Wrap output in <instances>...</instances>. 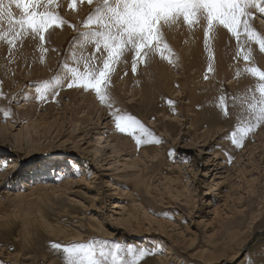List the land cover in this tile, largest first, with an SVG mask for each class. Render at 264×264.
Here are the masks:
<instances>
[{
  "label": "rangeland",
  "instance_id": "obj_1",
  "mask_svg": "<svg viewBox=\"0 0 264 264\" xmlns=\"http://www.w3.org/2000/svg\"><path fill=\"white\" fill-rule=\"evenodd\" d=\"M67 2L55 0L54 5L66 23L54 34L49 29L51 36L45 33L43 47L48 51L43 53L51 57L43 62L53 65L51 75L37 79L32 68H15L10 75L16 80L13 89L0 72V264H66L64 253L52 249L50 242L94 239L108 241L109 248L118 242L147 250L142 264H264V235L245 249L252 236L264 230V125L249 134L242 148L236 149L229 139L236 124L247 122L245 101L249 90L258 87V78L253 77L251 86L229 79L220 46L212 42L207 63L213 60L212 71L218 64L219 74L203 71L207 79H194V70L185 67V40L178 48L162 44L156 53L164 52L166 61H172V75L182 85L164 90L156 80L151 90L136 86L126 93L125 111L162 141L138 150L134 140L122 134L134 142V163L130 149L123 146L118 152L107 137L106 129L114 125L111 117L104 114L96 121L92 115L84 123L85 102L79 95L63 93L67 87L57 89L58 96L42 101L34 118L26 119L37 94L34 88L64 76L69 70L64 63H74L69 59L75 50L67 59L71 43L94 48L79 33L96 0L91 5L79 0L71 12L65 9ZM250 10V23L264 36V15ZM6 28V23L0 26V41L11 38ZM228 34L238 46V58L243 56L241 46L257 44L245 45L243 34L238 44ZM241 60L245 68L264 70L261 63ZM193 88L197 90L192 95ZM221 96L230 113L227 118L220 109ZM205 131L207 139L202 140ZM170 149L174 156L168 155ZM63 176L76 184L62 185ZM123 258L130 264L126 252Z\"/></svg>",
  "mask_w": 264,
  "mask_h": 264
},
{
  "label": "snow or ice",
  "instance_id": "obj_2",
  "mask_svg": "<svg viewBox=\"0 0 264 264\" xmlns=\"http://www.w3.org/2000/svg\"><path fill=\"white\" fill-rule=\"evenodd\" d=\"M93 2L87 0L89 5ZM75 4L76 0H72L70 7H75ZM54 5L55 0H0V26L6 23L4 31L11 36L10 39L5 37L7 43L15 47L18 38L28 34L39 42L42 52H47L48 49L43 47L45 33L50 35L49 29L60 28L66 23L55 11ZM13 8L19 10L18 15ZM253 8L264 14V0H96L95 8L83 21L84 30L79 33L85 44L94 45L95 51L85 60L83 70L70 69L71 76L65 77L66 87L94 93L100 104L107 107L115 130L130 136L138 150L142 146L162 143L138 118L120 108H114L115 101L109 86L111 74L121 57L126 52L133 53L131 70L135 73L137 64L161 51L162 44L167 48L164 43L167 29L181 22L192 26L200 20L206 21V42L209 33L222 26L236 38L238 44L243 34L246 37L245 45L254 41L259 51L264 53V36L250 23L253 19L250 9ZM241 52L244 61H251L250 46L246 51L241 46ZM162 58L168 59L164 56ZM168 62L172 63L170 59ZM212 70L209 64L208 71ZM245 71L258 78L260 83L255 89L249 90L251 95L245 101L247 122L236 124L229 134L230 142L236 149L242 148L249 134L264 125V70L253 66ZM61 87L64 84L60 76L44 81L38 99L44 101L48 95L58 96L57 89ZM168 104L172 105L173 102L169 100ZM220 109L225 118L229 117L224 96L220 97ZM168 155L174 156L175 150L170 149ZM227 162L231 163L230 155ZM107 245L108 241L96 239L87 243L50 242L52 249L64 253L66 264H124L125 252L132 258L130 264H142L148 255L147 250L136 249L132 245L125 246L118 242L110 248Z\"/></svg>",
  "mask_w": 264,
  "mask_h": 264
},
{
  "label": "bare ground",
  "instance_id": "obj_3",
  "mask_svg": "<svg viewBox=\"0 0 264 264\" xmlns=\"http://www.w3.org/2000/svg\"><path fill=\"white\" fill-rule=\"evenodd\" d=\"M67 1L68 2L65 3V9L68 6L69 12H71L70 10L72 8H77L79 4V0H76L75 7H70L72 0H67ZM86 5H88V3ZM81 27H83V25ZM205 28H206V21L204 20H200L199 23H194L192 26H189L181 22L177 26L171 29H167L165 31L164 43L165 44L167 43L169 45H174L175 47L177 46L178 48L180 43L182 44V41L185 40L184 44H182L183 47L181 48L182 51L185 53V61L188 63L185 67L186 69L190 68L194 70V74H195L194 79L205 78V74L209 73V71L207 70L209 64L207 62H209L208 60H210L209 58L211 57L208 54L209 49H211L210 47L212 46V45L210 46V43L211 44L212 42L214 44L218 43L220 46L218 51L220 54L223 53V59H224L223 62L225 63H222V65L225 68V70H227L226 72L227 77L229 79H234L235 81L240 80L242 84L248 83L250 86L254 85L255 79L251 76L250 73L246 72L245 71L246 68L243 65H241L242 58H238L239 57L238 56L239 53L237 50L238 46L236 44H233V40H231V37L226 32L227 30L223 29L222 26L218 27L216 30L209 33L207 37V43H206V38L204 34ZM55 31H57L56 28H53V30H50L52 34H54ZM52 34H50V36ZM256 45L257 44L250 45L251 52H252V59L251 61H249L250 63L246 61L245 62L248 64L261 63V65L264 66V53H261L259 51V48ZM248 47L249 46H246V49L245 48L244 49L247 50ZM38 50H40L39 42L37 40L32 39L31 36L28 34H25L23 38H18V41L16 42V45L13 48H11V45H8L6 41L4 40L0 41V72L5 78L7 77L8 83L12 85V88L14 87L16 80H13V78H11L10 75L15 68L17 69H19L20 67L32 68L33 71L35 72L34 78H37V79H42V77L44 76L51 75L53 65L46 67L49 65V63L47 65V63L43 62V60L46 61L47 57L49 56L51 57V55L48 54V56L46 57L45 53H43L41 50L39 53ZM72 50H75V52L74 54L70 56V59H69V54ZM94 51H95L94 48H88L84 46L83 44L81 45L80 41L76 42L74 40V42L71 43L68 49L67 59H69L70 61H73L74 63H64L68 65L67 67L69 68V70L68 71L64 70L63 72L65 74L64 76H61V83L64 84V87H61L62 89H66L67 80L65 79V77L71 76L70 69L77 68V69L83 70L84 65H85V60L89 56H91L94 53ZM162 56H164V52H163V55L161 53L151 54L150 57L145 58V61L147 60V63L139 62L137 64V69L135 73H133L131 70V67H132L131 61L133 58V53L126 52L125 55L121 57V61L115 66V71L111 74L110 84L114 85V87L109 86L111 96L115 101L114 108H120L125 111L128 105L126 102L123 101V99L126 97V93L131 91L133 88L135 89L136 86H142L146 90H151L154 88V82L156 80H159L162 82V88L164 90L173 89V91H175L176 85H182L172 75L170 63L166 61L167 59H163ZM175 61H176V58H175ZM212 61L210 62V64L212 63ZM234 61H237L239 65L231 66V64L234 63ZM138 68H144V71L141 70V72H138L137 71ZM215 68L217 69L211 72H214V75L216 76L219 74L218 64H217V67ZM180 69H181L180 72H182L183 70L181 66H180ZM203 71H207V72L202 75ZM24 77L26 78L27 75H25ZM196 85L198 86L197 82H196ZM38 87L39 89L34 88V89H37L36 90L37 94L35 98L32 99V102H31L33 107L30 109H27V111L25 112L26 119L28 120H31L34 118L35 116L34 109H36L40 104H42V101L38 99V96L40 93V89L43 87V82H41V85H39ZM68 89L67 91L65 90V92L63 93H67V94L74 95V96L79 95L81 97V100H84L85 102V105L81 107L83 109L85 108L88 109L86 111L85 117L83 118L84 123L88 122L89 120H92L93 119L91 117L92 115L93 117L96 118L95 119L96 121H99L104 116V114L109 115L107 107L105 105L100 104L98 99L95 98L94 93L84 92L76 88H72L69 90ZM192 90H193V93H192L193 95L194 91L197 89L193 88ZM152 92H151L152 94L151 99H153ZM133 95H135V93H133ZM52 96L53 95H48L46 100H49ZM77 120L79 121V117ZM80 121H82V118ZM113 130H115L114 125L110 128H107L106 132L109 133L107 137L108 138L111 137V141H113L114 147L117 148L118 152L119 150H121V148H123V146L127 150L130 149L129 153L132 155L134 163H137V159L134 158L135 156V146L133 145L134 142L131 143L125 138L122 139L121 137L122 134L118 133L116 130L114 134H111ZM1 131L2 130H0V132ZM2 134H4L3 131L0 133V135ZM200 138L202 140L207 139L206 131L203 132ZM82 175L83 174H79L77 177H83ZM62 178H64V180L61 183L62 185H70V184L75 185L77 182L73 180L70 176H67V177L63 176ZM18 199L19 201H23L22 200L23 196L22 197L18 196Z\"/></svg>",
  "mask_w": 264,
  "mask_h": 264
},
{
  "label": "water",
  "instance_id": "obj_4",
  "mask_svg": "<svg viewBox=\"0 0 264 264\" xmlns=\"http://www.w3.org/2000/svg\"><path fill=\"white\" fill-rule=\"evenodd\" d=\"M264 235V230L257 231L254 236H252V239L248 242V244L245 246V249L251 245V241L255 240L258 236Z\"/></svg>",
  "mask_w": 264,
  "mask_h": 264
}]
</instances>
